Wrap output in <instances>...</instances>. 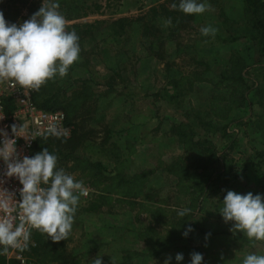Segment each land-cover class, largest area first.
Here are the masks:
<instances>
[{"label":"rangeland","instance_id":"obj_1","mask_svg":"<svg viewBox=\"0 0 264 264\" xmlns=\"http://www.w3.org/2000/svg\"><path fill=\"white\" fill-rule=\"evenodd\" d=\"M56 2L68 27L100 23L81 35L80 58L68 75L48 81L49 93H56L68 108L76 130L73 139L53 141L49 152L58 156V168L90 190L81 198L68 240L57 243L64 248L63 263L91 264L101 253L103 264H164L169 256L177 264L176 254L181 253L180 264H191L193 252L185 254L190 247L201 250L202 264H242L248 253L264 254V241L248 248L229 237L206 239L191 233L185 241L183 231L190 221L203 232L212 224L205 219L220 217L212 205L219 198L223 204L227 191L264 196V155L257 154L264 151V96L256 95L259 89L264 94V39L252 30L247 0H207L212 11L187 18L184 30H171L173 38L160 32L166 38L154 45L142 37L140 24L122 33L111 24L121 18L135 20L163 3L171 10L173 0ZM42 3L0 0V11L8 23L19 25ZM208 25L218 29L214 38L200 32ZM234 57L249 65L242 72L245 100L226 110L233 85L220 75ZM187 133L194 139L183 144L180 135ZM197 140L201 145L194 148ZM209 148L213 155L206 152ZM89 163H100L103 173L88 168ZM173 164L184 165L196 176V185L206 181L203 192L191 190L192 178L182 181L164 170ZM141 173L147 174L143 194L125 196L115 175ZM185 208L190 214L179 217ZM223 223L220 229L233 226ZM230 229L228 235L233 234ZM46 241L53 243L48 236ZM32 260L57 264L49 256ZM0 264L15 263L7 254L0 255Z\"/></svg>","mask_w":264,"mask_h":264},{"label":"clouds","instance_id":"obj_2","mask_svg":"<svg viewBox=\"0 0 264 264\" xmlns=\"http://www.w3.org/2000/svg\"><path fill=\"white\" fill-rule=\"evenodd\" d=\"M171 7H178L187 15L213 10L207 0H180L178 6L173 3ZM59 9L56 0H43L40 9L19 25L8 23L0 11V82L11 81L39 90L49 80L68 75L80 58V37L74 30H67L69 22ZM164 23L170 26L172 19ZM200 32L214 38L218 29L208 25ZM22 130L23 126L19 129L12 126L16 136ZM4 135L0 159L7 165L6 175L16 177L23 187L19 201L10 193L0 197V212H3L0 215V255H7L10 249L25 250L33 229L47 234L56 243L68 240L81 198L89 195V189L82 180L58 168V156L47 148L33 157L21 159L15 140L7 139V133ZM190 212L191 209L185 208L177 215L183 218ZM220 215L225 223L234 222L230 229L233 234L242 233L253 246L255 242L264 241V196L227 191ZM191 231L189 227L184 232L185 237ZM102 257L100 253L91 264H103ZM175 259L180 264L184 256L178 253ZM203 259L200 253L191 254V264H202ZM164 264H171V256ZM242 264H264V254L248 253Z\"/></svg>","mask_w":264,"mask_h":264},{"label":"trees","instance_id":"obj_3","mask_svg":"<svg viewBox=\"0 0 264 264\" xmlns=\"http://www.w3.org/2000/svg\"><path fill=\"white\" fill-rule=\"evenodd\" d=\"M158 2L162 0H157ZM175 4L180 2V0H173ZM246 1V0H245ZM32 15L37 12L40 9V6H35L32 7ZM251 12L252 15V30L255 31L256 34H258L260 37L264 39V0H247L246 2V8H245V13L246 16ZM193 15H187L184 14L183 12L179 11L178 7L176 9H168V7L165 5V3L157 6H153L148 9V11L142 15L141 17L132 20L129 18H121L118 19L117 21L113 22L111 24V27L117 26L118 27V33H122L124 29L130 28L134 23L140 24L141 28V35L142 37L146 38L149 42L150 45L160 44L163 39H161L160 32L163 31V34H167L168 38H173V34H171V30H184L186 28V23H187V18H192ZM171 18L172 19V24L170 26H165V21ZM159 23L158 25H161L162 27H157L156 23ZM99 22L93 23L91 25H73L71 27H68L70 31H75L78 33L79 37L81 35H84L85 33L97 29L99 26ZM135 25V24H134ZM83 29L85 32H83ZM162 45V44H161ZM157 56V55H156ZM249 65L246 64L245 60L240 57H234L231 60L230 66L228 69L224 70L220 78L221 80H226L232 83L233 87L231 94H232V99L230 102H227L224 108L230 109L234 107V105H238L239 103L241 104L245 100V76L242 74L243 70L247 68ZM249 68V67H248ZM50 82V81H49ZM47 82L45 85H43L39 90L36 91V94L34 96V103L35 105L43 110L46 111H62L65 113L67 117V122L68 124L72 125V121L69 117L70 111L68 110L67 107H62L61 103L58 101V95L56 93H49L48 89V84ZM256 95L258 97H263L264 94L260 92V89L257 91ZM261 95V96H260ZM228 100V98L226 99ZM225 109L221 111L220 115L222 116L226 115ZM221 116V117H222ZM223 118V117H222ZM208 125V124H207ZM75 132L76 130L73 131L70 139L75 138ZM181 138L185 140V143L183 144H189L192 143V139L194 137L192 135L182 134L180 135ZM58 139H63L62 137H56V136H44L36 140L34 147H33V156L41 151H43L45 148H47L49 151L51 149V143L54 141H57ZM69 139V140H70ZM196 143L193 144L194 148L196 146L201 145L199 140L195 141ZM206 152L209 155H213L212 150L209 148L206 150ZM259 156L264 155V151H261L260 153H257ZM214 159V157H213ZM215 161V159H214ZM88 168L96 170V172H102L104 167L100 163H89ZM184 166V165H183ZM183 166H179L176 164L171 165L170 167H166L164 170L167 171L168 174H171L173 176L179 177L180 180L184 181L190 180L193 176L188 173L187 169ZM206 170V169H205ZM204 170V171H205ZM146 173H141L134 175L131 178H125L121 175H115L117 181V186L125 193V196H134V197H139L141 194H143L142 187L144 186V181L146 180ZM98 176H101L100 173H98ZM195 177L192 178V184L189 182V187L195 191H201L203 192V189H205L204 186L206 181L202 184L196 185ZM199 178L203 180L204 175L200 174ZM178 179V178H177ZM180 187L183 188L184 191L188 192L187 188L185 185H180ZM190 190V189H189ZM120 193V192H119ZM192 202L194 199H191ZM94 208H90V211H92ZM186 223V221H185ZM191 227L193 228V223L187 222L185 224V228L183 231H187L188 228ZM191 232L188 233V238ZM46 234L40 232L39 230L33 232L31 234V238L33 239L35 243V247H31L27 250V255L29 258L34 257L36 260L37 259H43L44 257H50L52 262H56L57 264H64L63 261L65 260V255H64V248L56 242L51 243V241L47 242L46 241ZM187 237L184 235V239L186 241ZM180 240L179 238H176L174 241ZM233 240L237 241L239 243H242L244 246H247L248 248L253 247V242H250L246 236L243 235H234ZM173 241V243H174ZM191 248V249H190ZM188 250H185V254L190 256L191 252H197L200 253L201 251L198 247H190ZM154 255H159L160 251L154 250L153 251ZM35 262V261H34ZM39 262V261H37ZM36 263V262H35ZM37 264V263H36Z\"/></svg>","mask_w":264,"mask_h":264},{"label":"built area","instance_id":"obj_4","mask_svg":"<svg viewBox=\"0 0 264 264\" xmlns=\"http://www.w3.org/2000/svg\"><path fill=\"white\" fill-rule=\"evenodd\" d=\"M36 91L11 81L0 82V147H3L4 133H7V139L15 140L16 151L21 159L24 156L33 157V147L37 139L44 136L68 139L73 133V126L68 124L64 112L46 111L35 105L33 99ZM13 125L18 129L23 126L17 136L12 132ZM6 173L7 165L0 159V197H6L10 193L19 201L23 186L16 177H8ZM13 215L16 213L13 212ZM35 231L37 230H31V234ZM31 247H35V243L30 235L25 250L10 249L8 254L15 264H36L27 255V250Z\"/></svg>","mask_w":264,"mask_h":264},{"label":"crops","instance_id":"obj_5","mask_svg":"<svg viewBox=\"0 0 264 264\" xmlns=\"http://www.w3.org/2000/svg\"><path fill=\"white\" fill-rule=\"evenodd\" d=\"M73 126V125H72ZM75 129H74V126H73V131H74ZM224 161H225V159H224ZM221 162H222V160H221ZM221 178H223V176H221ZM212 188V187H211ZM217 188H219V186L217 187ZM210 189V188H209ZM211 190V189H210ZM210 190L208 191V194H209V192H210ZM207 194V195H208ZM221 201H222V199H218L217 201H215L214 202V204L212 205V210L213 211H215V209L214 208H216V210H217V212L220 214V209H221V207H222V204H221ZM207 203L205 202V203H202V206H205ZM203 209L201 208L200 209V211H202ZM214 213V212H213ZM212 213V216H215L216 215V213H214L213 214ZM201 214H198L197 216H196V218H200L199 216H200ZM213 218V217H212ZM201 219H203L204 220V218H201ZM206 221H209V222H212V224H208V227L206 228V229H203V232L202 231H198L196 228H194V223H193V231L191 232V235L193 234V235H196L197 236V234H202L203 235V237H212L213 235L216 237V238H220V237H222V236H224V237H229V238H231L232 240H233V236H234V234H230V235H228L229 234V227H224V228H219L218 227V225L221 227V226H223V221H224V219H223V217L222 216H218V217H214L213 219H210V220H207V219H205ZM195 223H197V221H195ZM214 223V224H213ZM234 222H229V223H227V225H231V224H233ZM213 227L215 228V231H212L213 230ZM219 229V230H218ZM225 232H227V233H225ZM205 233V234H204ZM224 234V235H222V234ZM210 235H212V236H210ZM193 238H195V237H193ZM198 239H200V240H202L201 238H198ZM221 239V238H220Z\"/></svg>","mask_w":264,"mask_h":264}]
</instances>
